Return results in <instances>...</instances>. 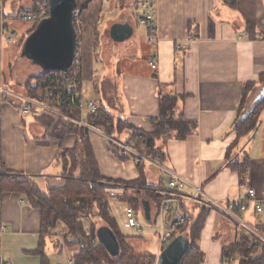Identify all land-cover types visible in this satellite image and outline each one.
Wrapping results in <instances>:
<instances>
[{"label":"crops","instance_id":"obj_1","mask_svg":"<svg viewBox=\"0 0 264 264\" xmlns=\"http://www.w3.org/2000/svg\"><path fill=\"white\" fill-rule=\"evenodd\" d=\"M139 1L93 0L81 12L82 94L115 118L126 119L134 129L147 133L160 119L161 96L175 99L176 118L193 122L196 127L185 138L172 131L158 140L162 164L188 180L186 195L193 196L197 187L204 194L201 202L190 198L181 206L194 215L202 206L209 210L199 240L205 255L202 264H229L231 260L238 264L234 259L224 260L222 249L250 234L204 200L208 197L225 203L244 199L249 188H255L264 200V109L256 115L253 130L239 134L236 129L256 98L264 94V0H235L233 4L225 0H155L158 41L154 43L148 41V28L139 23ZM40 2H0V73L2 55L13 53L14 47L10 46L15 37L7 41V31L13 29L11 21L19 20L20 11H33ZM121 25L129 27L130 35L118 40L115 33ZM181 43L188 48H179ZM152 57H156V69L150 65ZM2 81L18 93L29 92L12 88L4 74ZM249 83L254 88L242 112ZM47 131L37 116L22 115L12 103H0V163L9 171L29 176L42 191L63 184V169L56 159L62 147L72 149L78 141L77 135L67 136L62 143L48 139ZM86 132L104 177L125 181L139 177L138 166L135 173L132 160L123 168L128 177L105 173L104 166H121L116 157L114 163L104 153L107 145L115 155L103 135L106 132L100 128L99 132ZM130 137V130L117 135L122 141ZM145 167L147 181L167 190L169 173L153 165ZM142 210L138 211L146 219ZM157 212L151 203L149 223L157 220ZM238 213L264 236V212L250 205L247 211ZM55 229L42 234L39 210L20 194L3 191L0 177V264H43L44 258L53 264L50 255L57 252L70 260L79 247L68 245ZM59 232L65 233V227ZM261 245L264 255V243ZM158 250L159 246L151 255H157Z\"/></svg>","mask_w":264,"mask_h":264},{"label":"trees","instance_id":"obj_2","mask_svg":"<svg viewBox=\"0 0 264 264\" xmlns=\"http://www.w3.org/2000/svg\"><path fill=\"white\" fill-rule=\"evenodd\" d=\"M79 1V2H78ZM93 0H77V6L83 10L87 9ZM233 4L235 0H225ZM35 83L28 85L30 95H34L38 88L39 76H36ZM254 84L249 83L244 92L242 101V112L246 108L248 95L253 90ZM175 99L171 96H161L160 98V119L153 122V131L134 129L126 119L115 118L109 111L101 108L94 115L93 124L105 131L107 134L117 138L124 130L131 131L133 139L139 135L143 136L140 147L145 146L147 156L161 154L157 148V142L166 138L170 132L176 131L177 137L185 138L196 127L193 122L176 118ZM264 109V99L258 101L247 117L236 126L239 134H245L253 130L256 126V115ZM255 114V115H254ZM39 121L48 128L46 138L63 142L64 138L70 135H77L78 141L74 148L64 149L62 147L57 163L63 169V184L42 191L38 184L29 176L16 174L9 171L3 162L0 163L1 188L3 191H12L20 194L29 202L31 206L38 209L41 214V232L50 234L58 223L65 227L64 240L68 245L78 244L79 251L72 255L73 264H150L153 263V256L141 254L130 246L126 237L121 234L118 222L112 213V207L107 199L109 183L115 186L125 187L127 192L134 190L135 198L131 201L135 203L136 209H143L142 202L150 201L155 207H159L161 195H156L150 191H145L151 187H160L147 181L145 174L146 163L138 165L139 177L135 180H113L102 175L96 160L93 147L87 136L86 130L61 118H56L48 114L37 117ZM116 158L126 160L118 151H114ZM128 198V197H127ZM159 199V200H158ZM200 207V206H199ZM208 208L202 206L194 220L180 229L179 234H184L190 239V247L182 258L181 264H202L205 255L199 246L202 230L208 216ZM102 221V225L94 219ZM101 226L109 227L120 244V252L113 256L100 242L97 236ZM178 234V235H179ZM96 243V244H95ZM81 244L85 247L81 248ZM261 241L251 235H244L239 241L225 245L222 249V257L229 261L234 259L238 264H264V255L261 254ZM43 264H49L47 258L43 259Z\"/></svg>","mask_w":264,"mask_h":264},{"label":"built area","instance_id":"obj_3","mask_svg":"<svg viewBox=\"0 0 264 264\" xmlns=\"http://www.w3.org/2000/svg\"><path fill=\"white\" fill-rule=\"evenodd\" d=\"M2 2V0H0ZM139 6L142 14L139 16V23L149 30L148 41H158V26L154 15L155 0H140ZM50 16L49 0H42L33 11H20L17 15L19 20L32 21L36 24ZM73 24L77 34L75 57L71 66L67 70H42L38 72V88L34 95L29 93L21 94L11 90L3 83L0 73V103H12L22 115H35L37 117L48 114L73 123L88 132L98 131L93 124L94 115L101 109L99 103L94 100L86 99L82 94V47L80 36L83 29L81 11L77 7L73 14ZM14 31H7V41L13 39ZM194 39H197L195 37ZM179 48L186 49L188 46L181 43ZM150 65L153 69L157 68L156 57H152ZM91 117L88 120L86 117ZM114 151H118L126 158H134L137 164L151 162L145 154V147L139 145L143 141V136L139 135L129 141H122L107 133L103 134ZM88 136H86L87 138ZM171 176L167 180V190L160 192L162 202L158 207L157 220L154 222L159 241V250L155 255V261L150 264H157L158 257L162 250L168 245L184 226L189 225L194 220V213L189 209H184V205L190 198L201 200L204 196L201 188L195 189V194L189 196L185 194L188 180L182 175L169 171ZM107 199L109 203H122L127 224L141 232L143 227L138 220V211L126 197L125 187L114 186L108 188ZM117 204V203H116ZM204 204L225 213L236 221L240 229L244 230L254 238L264 243V236L252 224L244 221L238 212H245L250 205L255 211L264 212V200L260 198L255 188H249L244 199H229L225 203L205 198ZM142 210V209H141ZM143 211V210H142ZM96 244V243H95ZM85 245L81 244V248ZM1 258V246H0ZM3 264H11L4 261ZM67 264H73L72 259ZM229 264H234L233 260Z\"/></svg>","mask_w":264,"mask_h":264},{"label":"water","instance_id":"obj_4","mask_svg":"<svg viewBox=\"0 0 264 264\" xmlns=\"http://www.w3.org/2000/svg\"><path fill=\"white\" fill-rule=\"evenodd\" d=\"M77 7V0H49L50 16L38 23L35 30L27 35L22 44L20 58H27L42 70H67L74 60L76 51L77 34L73 14ZM129 35L128 26L117 27L115 36L118 40ZM263 97L264 94L257 97L256 103ZM142 206L146 219L151 221L150 201L144 200ZM97 236L109 253L113 256L119 254V241L109 227L101 226ZM189 247L188 236L184 234L175 236L160 253L157 264H181Z\"/></svg>","mask_w":264,"mask_h":264},{"label":"rangeland","instance_id":"obj_5","mask_svg":"<svg viewBox=\"0 0 264 264\" xmlns=\"http://www.w3.org/2000/svg\"><path fill=\"white\" fill-rule=\"evenodd\" d=\"M82 1H85V0H82ZM78 8L82 12V9L80 7H78ZM139 14H142V10H140ZM154 15H155V12H154ZM134 21H135V19H134ZM135 25H136V23H135ZM36 26H37V24L32 22V21H22V20H17V19L11 21L10 27L13 28L12 29V31H14L13 38L14 37L15 38L13 40V45H11L10 47L11 48L14 47V48L12 49L13 53H7V55H5V54L2 55V60H3L2 65L3 66L1 69V72H2L1 74H2V79H3V74H4V78L6 79V81L9 84H11L10 86L14 89L26 88L28 90V85H30V83H35V81H36L35 77L38 76V72L40 71L39 67H37L36 65H33L30 62V60H28L27 58H20L21 52L19 53V50L22 48V44H23L25 38L27 37L28 34H30L31 32H33L35 30ZM138 28H140V26ZM15 57H16V60H15ZM82 62H83V54H82ZM10 65H11V67H10ZM14 81H16L18 84H16V82H14ZM92 90H94V89H92ZM86 99H88V98H86ZM30 116H33V115H30ZM86 118H88V120H91V117L87 116ZM103 148L105 149L104 150L105 155L108 158H110V161H114V163H115L114 158L116 157V154L114 155L113 152L111 153V148L107 145L104 146ZM147 157L150 159V161H152V163L146 162V164L151 165V166L152 165L155 166L161 172L169 173V169L166 168L162 164L163 155L159 154L156 156H147ZM117 160L121 166H118L116 168L115 166L109 164L107 167L106 166L103 167L104 172L107 174H111V173L115 172V174L117 173L118 175H120L122 173L125 177H128L127 173H125L123 170V168L126 167V165H127L126 163L128 162V160H132L135 163V164L134 163L131 164L129 161V163L131 165H133V170L135 171V173H136V165L138 166L142 163H145V162H142L140 164H137L135 162L136 160L134 158H127L126 160H119V159H117ZM173 172H175V171H173ZM63 175H64V173H63ZM168 176L170 177L171 174L169 173ZM35 178L37 181H40V182L44 181L43 178L41 180H38L40 177H35ZM108 178H112V177H108ZM145 191H150L152 194H154L155 195L154 199H155L157 197L156 195H159L160 192L163 190H160V187L156 186V187H151L149 189H145ZM127 193H128L127 194L128 201L134 207H136L135 203L131 201V198L133 199L136 197L135 191L131 190ZM197 201L201 202V200H197ZM116 203H110V205L112 207V213L118 222V226H119V229L121 231V234L126 237L128 244L130 246H132L137 252H139L141 254H149V255L154 254V252L157 249V246H159V241H158L157 232H156L154 223H149V221L147 219H145L142 214L138 215V220L143 227L142 231L138 232V230L136 228L130 227L127 224V221L125 219V214H124V205L122 203H118V202H116ZM94 220H96L99 225L103 224L102 221H100L99 219L95 218ZM184 227H186V226H184ZM63 230H64L63 224L61 222L58 223L55 231H58V233H61L60 235H63L64 232H59V231H63ZM77 246H78V244H76V247ZM50 257L52 259L53 264H67V261H68V259L66 258L64 253H59V252L52 253L50 255ZM155 260L156 259L154 257L152 262H154Z\"/></svg>","mask_w":264,"mask_h":264}]
</instances>
